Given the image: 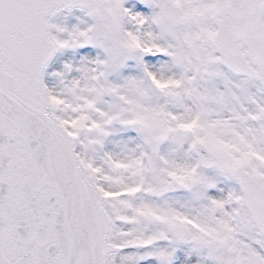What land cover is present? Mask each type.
Listing matches in <instances>:
<instances>
[{
    "label": "snow or ice",
    "instance_id": "1",
    "mask_svg": "<svg viewBox=\"0 0 264 264\" xmlns=\"http://www.w3.org/2000/svg\"><path fill=\"white\" fill-rule=\"evenodd\" d=\"M0 264H264V0H0Z\"/></svg>",
    "mask_w": 264,
    "mask_h": 264
},
{
    "label": "rangeland",
    "instance_id": "2",
    "mask_svg": "<svg viewBox=\"0 0 264 264\" xmlns=\"http://www.w3.org/2000/svg\"><path fill=\"white\" fill-rule=\"evenodd\" d=\"M74 12H75V10H74Z\"/></svg>",
    "mask_w": 264,
    "mask_h": 264
}]
</instances>
